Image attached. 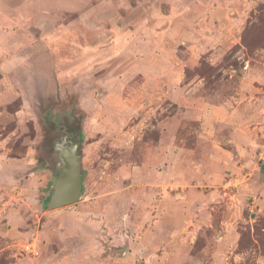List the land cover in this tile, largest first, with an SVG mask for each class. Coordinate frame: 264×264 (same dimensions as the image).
<instances>
[{
    "label": "rangeland",
    "instance_id": "rangeland-1",
    "mask_svg": "<svg viewBox=\"0 0 264 264\" xmlns=\"http://www.w3.org/2000/svg\"><path fill=\"white\" fill-rule=\"evenodd\" d=\"M2 3L0 119L48 169L0 187V264H264V0ZM61 124L83 192L49 210Z\"/></svg>",
    "mask_w": 264,
    "mask_h": 264
},
{
    "label": "water",
    "instance_id": "water-1",
    "mask_svg": "<svg viewBox=\"0 0 264 264\" xmlns=\"http://www.w3.org/2000/svg\"><path fill=\"white\" fill-rule=\"evenodd\" d=\"M80 129L61 124L50 135L49 148L52 190L43 200L45 209H55L76 203L83 192L82 143Z\"/></svg>",
    "mask_w": 264,
    "mask_h": 264
},
{
    "label": "crops",
    "instance_id": "crops-1",
    "mask_svg": "<svg viewBox=\"0 0 264 264\" xmlns=\"http://www.w3.org/2000/svg\"><path fill=\"white\" fill-rule=\"evenodd\" d=\"M5 0H0V5L5 6L6 8L9 7L8 5H4L2 2ZM93 28H96V23H94ZM91 41V40H90ZM92 42V41H91ZM90 43V42H89ZM90 45V44H89ZM9 121H11V124L16 125L14 128H8V126L6 127V122L9 123ZM0 187L2 188L4 185V182L8 179L9 183H14V181H16L17 179V172L18 173H28L31 177L27 178L29 180H37V182L41 185L44 182H47V170L48 167L42 165L38 166V168H36V158L38 157V152L40 150H38L37 145H35V142H37V134L35 135V133L31 135L27 138L25 137L21 144V149L22 152H17V149L11 145V139H12V135L14 134V132H16L18 129L20 128V124L21 121L20 119H0ZM34 144V145H33ZM39 149H41V147H39ZM24 162V164H22V170L19 171L18 169H16L15 167L13 168V165H15L17 162L20 163ZM46 165V164H45ZM42 169V170H41ZM33 176L36 177L33 178ZM16 177V179H15ZM31 178V179H30ZM40 178V179H39ZM40 180V182H39ZM37 185V183H36Z\"/></svg>",
    "mask_w": 264,
    "mask_h": 264
}]
</instances>
